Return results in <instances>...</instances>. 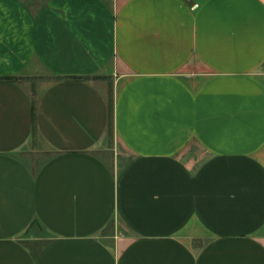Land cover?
I'll return each mask as SVG.
<instances>
[{
  "label": "crops",
  "instance_id": "0c3cea01",
  "mask_svg": "<svg viewBox=\"0 0 264 264\" xmlns=\"http://www.w3.org/2000/svg\"><path fill=\"white\" fill-rule=\"evenodd\" d=\"M4 78L0 264H264V0H0Z\"/></svg>",
  "mask_w": 264,
  "mask_h": 264
},
{
  "label": "trees",
  "instance_id": "16d2710c",
  "mask_svg": "<svg viewBox=\"0 0 264 264\" xmlns=\"http://www.w3.org/2000/svg\"><path fill=\"white\" fill-rule=\"evenodd\" d=\"M79 79H75L73 81H78ZM89 80V79H88ZM20 79L18 78H4L0 79V82L5 83H18ZM112 90L110 92V100H109V111H110V125L108 135L110 138L114 137V102L112 100ZM34 112H36V105L34 106ZM34 120L36 122V115H34Z\"/></svg>",
  "mask_w": 264,
  "mask_h": 264
},
{
  "label": "rangeland",
  "instance_id": "374dc122",
  "mask_svg": "<svg viewBox=\"0 0 264 264\" xmlns=\"http://www.w3.org/2000/svg\"><path fill=\"white\" fill-rule=\"evenodd\" d=\"M27 2H30L31 0H26ZM100 85V84H99ZM104 89L106 90L107 88L106 87H104ZM115 140H116V138L114 139V144H113V148H114V150H115ZM116 145H117V143H116ZM40 147H42V146H40ZM120 153V151H119V149L117 150V151H113V152H101V153H99L98 154V157H101L102 159H105V160H107V162H109V164H111L112 162H111V159L112 158H114V157H116V155L117 154H119ZM38 155V154H37ZM39 156V155H38ZM109 160V161H108Z\"/></svg>",
  "mask_w": 264,
  "mask_h": 264
}]
</instances>
